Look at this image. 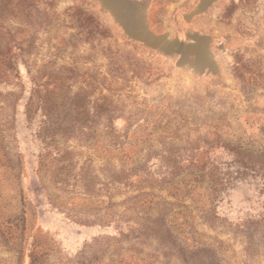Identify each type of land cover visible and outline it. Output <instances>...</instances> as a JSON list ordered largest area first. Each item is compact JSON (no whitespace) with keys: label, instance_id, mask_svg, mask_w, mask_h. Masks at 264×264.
<instances>
[{"label":"rangeland","instance_id":"rangeland-1","mask_svg":"<svg viewBox=\"0 0 264 264\" xmlns=\"http://www.w3.org/2000/svg\"><path fill=\"white\" fill-rule=\"evenodd\" d=\"M5 1L0 264H264L258 182L198 164L264 156V0Z\"/></svg>","mask_w":264,"mask_h":264},{"label":"trees","instance_id":"trees-1","mask_svg":"<svg viewBox=\"0 0 264 264\" xmlns=\"http://www.w3.org/2000/svg\"><path fill=\"white\" fill-rule=\"evenodd\" d=\"M7 1V0H6ZM5 1V2H6ZM11 58V49L0 47V64L10 68L11 72L4 71L0 79L7 80L19 78L13 73L14 65L9 63ZM16 69V67H15ZM1 72V70H0ZM17 72V71H16ZM3 80V79H2ZM205 150L204 159L201 162V169L209 172L212 180L215 181V188L221 189V192L229 190L240 180L252 179L258 182L259 193L264 195V156L263 154H254L251 149H238L228 147L227 145H218L216 150ZM212 154H214L212 156ZM211 155V156H210ZM223 156L231 157L229 161H223ZM62 159V156L60 157ZM223 175L227 176V182L224 183ZM233 187V188H234ZM220 204V201H218ZM161 244L167 245L168 249H173L178 253L177 264H220L218 256L210 246H200L195 248H187L186 246L176 242L175 240L159 239ZM170 256H176L175 253H170ZM169 256V257H170ZM173 262V261H171Z\"/></svg>","mask_w":264,"mask_h":264}]
</instances>
